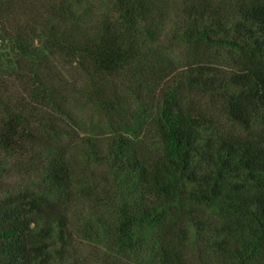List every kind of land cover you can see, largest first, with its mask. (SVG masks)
Masks as SVG:
<instances>
[{
	"label": "trees",
	"instance_id": "obj_1",
	"mask_svg": "<svg viewBox=\"0 0 264 264\" xmlns=\"http://www.w3.org/2000/svg\"><path fill=\"white\" fill-rule=\"evenodd\" d=\"M67 67L109 117L96 133L73 132ZM140 102L158 147L112 119ZM11 164L41 184L0 185V264L65 258L86 196L111 214L81 235L123 264H264V0H0V179Z\"/></svg>",
	"mask_w": 264,
	"mask_h": 264
},
{
	"label": "rangeland",
	"instance_id": "obj_2",
	"mask_svg": "<svg viewBox=\"0 0 264 264\" xmlns=\"http://www.w3.org/2000/svg\"><path fill=\"white\" fill-rule=\"evenodd\" d=\"M162 51L167 54V56L171 59L172 67L174 70L180 71V69L183 68V65L185 63L186 57L188 58L187 54V48L184 44H180L176 42L175 39L172 38V35H168L163 39V42L161 44ZM223 55L228 58L227 51H222ZM215 54H217L215 52ZM215 54H212L211 58H207L206 60L212 64L221 68H231L228 60H221L218 57H216ZM66 79L70 83V85L76 83L78 88H76L75 92L68 91L67 94L69 95L70 99L74 98L77 100L76 102L71 103L72 101H69V107H73L75 109L74 115H76L77 120L75 122H72L73 126V132L75 136H83L88 133H96L92 132L91 129H88V127L83 126V122L86 123L90 122H96L100 120L101 122H107L109 121V117L99 111L97 108H95L93 105H91L85 98H83L82 93L80 92L82 87H84L85 84V78L78 72L77 69L73 67H67L65 70ZM120 93L122 96H128L127 91L122 88L120 90ZM211 97V96H210ZM208 95L203 98V102L208 104L209 106H212L213 109L215 106H213L215 100L210 98ZM198 100V98H202L201 96L197 95L193 97ZM143 101L147 102V104H151L148 99H144ZM216 105V102H215ZM141 102L137 103L133 108L125 115V116H119L115 115L112 117L113 120H116L115 118H122V121L128 122L130 124H133L136 126V124H144L143 133H145V142L148 145V147L155 148L159 146V138L158 136L151 131V125L149 123L150 117L152 115L151 110H148L149 113H146L145 111H142ZM147 107V106H145ZM212 114L216 115L215 110L212 112ZM221 120V123L224 127L227 128H234L235 130L240 131V129L237 126H233L230 122L224 120ZM97 131V130H94ZM98 133V132H97ZM135 134V133H134ZM142 134V133H141ZM140 134V135H141ZM143 137V135H142ZM79 138V137H78ZM67 140V139H66ZM69 140V139H68ZM71 141V140H70ZM67 142V141H66ZM83 163H87V160L83 159ZM102 170L100 171V176H104L107 172L103 167H100ZM103 182V179H101ZM36 182L37 184H41V180L37 173L30 172L29 170L21 169L17 167L16 165L11 164L8 167V171L6 174V177L3 179H0V185H3L5 188H24L27 185H32L33 182ZM104 189L106 191L115 192L117 190L116 184L114 181L112 183H108L107 185H104ZM103 195H106V193H101ZM84 205H83V214L79 219L72 217L71 220V229L73 230L74 234V243L73 248L67 253L66 257L63 259H58L54 264H123L125 263V260L121 258L120 256L116 255L114 252H111L106 248V245L97 240H87L81 235V231H83L85 228H88L90 224L93 225L94 229H99L100 231H103V227L101 225L107 224V220L109 221L110 218V210L105 205H96L92 198L90 196H86L84 199ZM107 219V220H106ZM109 223V222H108ZM108 229V228H107Z\"/></svg>",
	"mask_w": 264,
	"mask_h": 264
}]
</instances>
